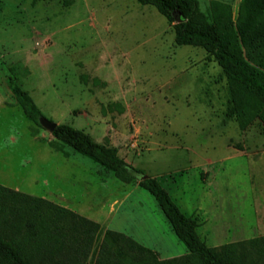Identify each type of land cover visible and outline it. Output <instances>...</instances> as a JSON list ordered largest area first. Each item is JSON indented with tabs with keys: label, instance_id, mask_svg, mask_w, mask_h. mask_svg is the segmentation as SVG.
I'll list each match as a JSON object with an SVG mask.
<instances>
[{
	"label": "rangeland",
	"instance_id": "rangeland-1",
	"mask_svg": "<svg viewBox=\"0 0 264 264\" xmlns=\"http://www.w3.org/2000/svg\"><path fill=\"white\" fill-rule=\"evenodd\" d=\"M211 1L197 0L209 19ZM219 1L236 20L244 0ZM174 26L137 0H0V185L125 233L162 259L188 252L148 191L29 119L13 79L45 118L156 178L207 246L264 236V121L242 128L228 116L222 68L204 49L179 46ZM118 201L136 221L112 215Z\"/></svg>",
	"mask_w": 264,
	"mask_h": 264
},
{
	"label": "trees",
	"instance_id": "trees-1",
	"mask_svg": "<svg viewBox=\"0 0 264 264\" xmlns=\"http://www.w3.org/2000/svg\"><path fill=\"white\" fill-rule=\"evenodd\" d=\"M73 1L63 3L70 6ZM137 1L154 6L175 23L179 46L204 49L222 68L231 94L229 117L242 128L258 118L264 121V0H244L236 20L232 5L219 0L210 2V19L199 11L197 0ZM8 87L24 114L39 123L43 115L29 93L13 79L8 80ZM52 135L114 172L124 183L137 182L148 191L188 252L162 259L158 252L125 233L107 229L46 199L0 185V264H264V236L209 247L198 234L195 221L182 212L161 183L128 164L116 148L101 145L66 124L58 125Z\"/></svg>",
	"mask_w": 264,
	"mask_h": 264
},
{
	"label": "crops",
	"instance_id": "crops-1",
	"mask_svg": "<svg viewBox=\"0 0 264 264\" xmlns=\"http://www.w3.org/2000/svg\"><path fill=\"white\" fill-rule=\"evenodd\" d=\"M128 206L125 205L124 202L120 204V202H115V204L112 206V215H117V218H122V221L127 223L130 218H132L133 213L130 212V210H127ZM123 215V217H121ZM132 221H136V218H132ZM112 230L117 231L116 229L112 228Z\"/></svg>",
	"mask_w": 264,
	"mask_h": 264
},
{
	"label": "water",
	"instance_id": "water-1",
	"mask_svg": "<svg viewBox=\"0 0 264 264\" xmlns=\"http://www.w3.org/2000/svg\"><path fill=\"white\" fill-rule=\"evenodd\" d=\"M39 123H40V125H41L45 130H47V131H48L49 133H51V134L54 133L56 127L58 126V124H56V123H54V122L48 120V119L45 118L44 116H41V117L39 118ZM144 178H147V176L144 177Z\"/></svg>",
	"mask_w": 264,
	"mask_h": 264
}]
</instances>
